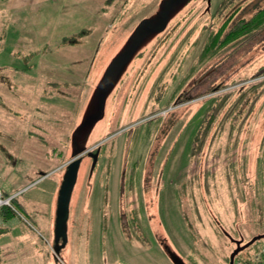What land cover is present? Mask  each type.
Segmentation results:
<instances>
[{
    "label": "rangeland",
    "instance_id": "rangeland-1",
    "mask_svg": "<svg viewBox=\"0 0 264 264\" xmlns=\"http://www.w3.org/2000/svg\"><path fill=\"white\" fill-rule=\"evenodd\" d=\"M262 7L0 0V184L48 246L44 215L80 156L50 264H229L238 243L237 264L264 244L244 247L264 234V28L203 56L230 15Z\"/></svg>",
    "mask_w": 264,
    "mask_h": 264
},
{
    "label": "crops",
    "instance_id": "crops-1",
    "mask_svg": "<svg viewBox=\"0 0 264 264\" xmlns=\"http://www.w3.org/2000/svg\"><path fill=\"white\" fill-rule=\"evenodd\" d=\"M113 10L114 14H112L111 11H109L111 12L110 14L108 12L104 13L106 14L105 17L109 16V19H107V24L110 25L114 24V22H112V18L116 17L115 19L117 20V17L119 15V12L117 13L115 8H113ZM73 27V30L81 28L85 31H91L88 28H85L89 27V24L81 20L73 22ZM21 206L28 214L25 206L22 204ZM47 210V214L44 215L46 219L44 227L46 231L50 234V232L52 233V230L54 229L53 227L55 217L54 220H52V218L50 217L51 209ZM29 217L30 220H32L30 215ZM28 225L29 223L24 222L19 217H15L7 223L2 222L0 219V226L8 228V231L6 233L0 235V264H50V257L52 255L51 248H54L53 245L48 246V243H46L45 239L42 236L41 238H38L35 235L25 233L24 226L26 227ZM52 236L54 239V231ZM40 239H42V241Z\"/></svg>",
    "mask_w": 264,
    "mask_h": 264
},
{
    "label": "trees",
    "instance_id": "trees-1",
    "mask_svg": "<svg viewBox=\"0 0 264 264\" xmlns=\"http://www.w3.org/2000/svg\"><path fill=\"white\" fill-rule=\"evenodd\" d=\"M233 14L235 15V13ZM234 15L229 16L228 30H226L227 26L222 25L216 33L210 35L208 39L209 41H207L206 46H204L203 48V56L205 55L207 56V58L211 57L218 53V51H220L221 49H224L228 46L229 50L233 51L234 49H237L238 47L242 46L244 43L255 37L256 34L262 28H264V7L255 11L248 20H233ZM3 32L4 30L0 33V47L2 43ZM80 41L81 40L79 39V43ZM65 42L69 43L70 45L76 44V42H78V39L74 40L73 38L70 39L65 37L63 43ZM60 43L61 42H59V45ZM59 45L56 46L57 49L59 48ZM3 196L6 197L9 195H6V193L3 192ZM15 217H19L24 222L30 223V217L19 203L17 197L11 199L10 206H2L0 208V219L2 222L7 223ZM7 231L8 228L0 226V235L6 233ZM259 249L260 248H258L255 253L258 252ZM250 260L251 258L240 260V262L242 264H250Z\"/></svg>",
    "mask_w": 264,
    "mask_h": 264
},
{
    "label": "water",
    "instance_id": "water-1",
    "mask_svg": "<svg viewBox=\"0 0 264 264\" xmlns=\"http://www.w3.org/2000/svg\"><path fill=\"white\" fill-rule=\"evenodd\" d=\"M89 157L92 158L95 163L97 160V153L91 154L88 153ZM80 165V156L71 160L65 170V174L63 176V180L58 192L57 203H56V211H55V221H54V243H55V251L59 250L65 244L66 241V223L69 212V201L71 197L72 190L76 183L78 168ZM264 238L263 235H259L254 237L247 245L253 243L254 241ZM61 242V245L59 244ZM236 249L229 256V264L234 263V257L236 254L242 249L238 243H236Z\"/></svg>",
    "mask_w": 264,
    "mask_h": 264
},
{
    "label": "built area",
    "instance_id": "built-area-1",
    "mask_svg": "<svg viewBox=\"0 0 264 264\" xmlns=\"http://www.w3.org/2000/svg\"><path fill=\"white\" fill-rule=\"evenodd\" d=\"M15 195L4 197L1 192L0 188V208L2 206H10V201L13 199ZM250 264H264V245L261 247V249L254 254V256L250 260Z\"/></svg>",
    "mask_w": 264,
    "mask_h": 264
},
{
    "label": "flooded vegetation",
    "instance_id": "flooded-vegetation-1",
    "mask_svg": "<svg viewBox=\"0 0 264 264\" xmlns=\"http://www.w3.org/2000/svg\"><path fill=\"white\" fill-rule=\"evenodd\" d=\"M88 152H86V154H87Z\"/></svg>",
    "mask_w": 264,
    "mask_h": 264
}]
</instances>
